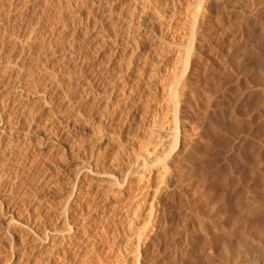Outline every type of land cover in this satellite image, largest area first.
<instances>
[{"label":"rangeland","instance_id":"obj_1","mask_svg":"<svg viewBox=\"0 0 264 264\" xmlns=\"http://www.w3.org/2000/svg\"><path fill=\"white\" fill-rule=\"evenodd\" d=\"M260 201L264 0H0V264H264Z\"/></svg>","mask_w":264,"mask_h":264},{"label":"bare ground","instance_id":"obj_2","mask_svg":"<svg viewBox=\"0 0 264 264\" xmlns=\"http://www.w3.org/2000/svg\"><path fill=\"white\" fill-rule=\"evenodd\" d=\"M104 1H105V0H104ZM65 2H66V1H65ZM100 2H101V1H100ZM210 2H211V1H210ZM246 2H247V1H246ZM253 2H254V0H253ZM35 3H37V2H35ZM213 3H214V2H213ZM225 3H226V2H225ZM42 4H43V3H42ZM229 4H230V2H229ZM247 4H248V2H247ZM36 5H37V4H36ZM44 5H45V4H44ZM210 5H211V4H210ZM230 5H231V4H230ZM233 5H234V4H233ZM233 5H232V6H233ZM248 5H250V3H249ZM248 5H247V6H248ZM82 7H83V6H82ZM242 7H243V6H242ZM57 9H58V8H57ZM248 9H249V8H248ZM46 10H47V9H46ZM67 10H68V9H67ZM8 11H9V10H8ZM14 11H15V10H14ZM130 11H131V9H130ZM246 11H248V10H246ZM131 12L134 14L133 9H132ZM207 12H208V11H207ZM89 13H90V12H89ZM141 13H142V12H141ZM129 14H130V13H129ZM133 14H132V15H133ZM224 14H225V13H224ZM57 15H58V14H57ZM130 15H131V14H130ZM136 15H137V14H136ZM138 15H139V14H138ZM234 15H235V14H234ZM38 17H39V16H38ZM129 17H131V16H129ZM215 18H216V17H215ZM229 18H230V16H229ZM19 19H20V18H19ZM25 19H26V18H25ZM206 19H207V18H206ZM225 19H226V17H225ZM237 19H238V18H237ZM262 19H263V18H262ZM96 20H97V19H96ZM215 20H216V19H215ZM223 20H224V19H223ZM8 21H9V20H8ZM102 21H103V20H102ZM216 21H217V20H216ZM69 22H70V21H69ZM118 22H119V21H118ZM128 22H129V21H128ZM211 22H212V21H211ZM231 22H232V21H231ZM234 22H235V21H234ZM100 23H101V22H100ZM119 23H120V22H119ZM130 23H133V22H130ZM130 23H129V26L131 27V24H130ZM214 23H215V21H214ZM232 23H233V22H232ZM230 24H231V23H230ZM91 25H92V24H91ZM125 25H126V24H125ZM127 25H128V23H127ZM209 25H211V24H209ZM217 25H218V24H217ZM64 26H65V25H64ZM123 26H124V25H123ZM140 26H141V25H140ZM212 26H214V25H212ZM219 26H220V25H219ZM224 26H225V25H224ZM228 26H229V25H228ZM52 27H54V26H52ZM126 27H128V26H126ZM231 27H232V26H231ZM234 27H235V26H234ZM48 28H49V27H48ZM128 28H129V27H128ZM139 28H140V27H139ZM211 28H212V27H211ZM211 28H207V29H210V30H211ZM216 28H217V27H216ZM55 29H56V28H55ZM228 29H229V28H228ZM13 30H14V29H13ZM32 30H33V29H32ZM130 30H131V29H130ZM132 30H133V29H132ZM214 30H215V29H214ZM218 30H219V29H218ZM226 30H227V29H226ZM226 30H225V31H226ZM115 31H116V30H115ZM196 31H197V30H196ZM211 31H212V30H211ZM85 32H86V31H85ZM111 32H112V31H111ZM53 33H54V32H53ZM128 33H130V32H128ZM205 33H206V32H205ZM126 34H127V33H126ZM231 34H232V33H231ZM129 35H130V34H129ZM199 35H200V34H199ZM127 36H128V35H127ZM196 36H197V35H196ZM206 36L208 37V35H206ZM206 36H205V37H206ZM234 36H236V35H234ZM207 37H206V38H207ZM222 37H223V36H222ZM201 39H202V38H201ZM212 39H213V38H211V40H212ZM215 39H217V37H216ZM64 40H65V39H64ZM126 40H127V38H126ZM220 40H221V39H220ZM230 40H231V39H230ZM123 41H124V40H123ZM208 42H209V41H208ZM52 43H53V42H52ZM72 43H73V42H72ZM122 43H123V42H122ZM122 43L119 42V45L122 44ZM124 43H125V47H126V43H127V41L124 42ZM128 43H129V42H128ZM65 44H66V43H65ZM231 44H232V43H231ZM119 45H118L119 48H117V49H120V46H119ZM129 45H130V44H129ZM116 46H117V45H116ZM122 46H124V45L122 44ZM138 46H139V45H138ZM233 46H234V45H233ZM205 47H206V46H205ZM56 48H57V47H56ZM74 48H75V47H74ZM123 48H124V47H123ZM209 48H210V47H209ZM227 48H228V47H227ZM117 49H115V50H117ZM136 49H138V48H136ZM115 50H114V52H115ZM121 51H122V50H121ZM134 51H135V50H134ZM201 51H202V50H201ZM119 52H120V50L117 51V54H119ZM123 52H124V49H123ZM132 52H133V51H131V54H132V56H133V55H134V52H133V53H132ZM203 52H204V51H203ZM115 53H116V52H115ZM194 53H195V52H194ZM60 54H61V53H60ZM117 54H116V56H118ZM120 54H121V52H120ZM111 55H113V53H112ZM121 55H122V54H121ZM136 55H137V54H136ZM130 56H131V55H130ZM130 56H129V60H130ZM132 56H131V57H132ZM192 57H193V55H192ZM108 58H109V57H108ZM114 58H115V57H114ZM119 58H120V57H119ZM122 58H123V57H122ZM122 58H121V60H122ZM116 59H118V57H117ZM134 59H135V58H134ZM190 59H191V58H190ZM213 59H214V58H213ZM111 60H112V59H110L109 61H111ZM129 60H128V61H129ZM215 60H216V59H215ZM117 61H118V60H117ZM117 61H116V63H119V62H120V59H119V62H117ZM124 61H125V62H124ZM124 61H123L122 63L126 64V63H127L126 60H124ZM133 61H134V60H133ZM191 62H192V61H191ZM261 62H262V61H261ZM261 62H260V63H261ZM111 63H112V62H111ZM122 63H121V64H122ZM128 63H129V62H128ZM197 63H198V62H197ZM114 64H115V63H114ZM121 64H119V65L121 66ZM262 64H263V63H262ZM117 66H118V64H117ZM123 66H124V65H123ZM127 66H128V64L125 65L124 67H127ZM129 66H130V65H129ZM199 66H200V64H199ZM104 67H105V66H104ZM107 67L110 69V67H112V66H110V65L108 66V65H107ZM113 67H114V66H113ZM113 67H112V68H113ZM115 67H116V64H115ZM121 67H122V66H121ZM121 67H120V68H121ZM215 67H216V66H215ZM219 67H220V66H218V69H219ZM260 67H261V66H260ZM112 68H111L110 70H112ZM118 68H119V66H118ZM118 68H117V70H118ZM120 68H119V70H120ZM109 69H108V70H109ZM113 69H114V68H113ZM218 69H217V70H218ZM224 69H225V68H224ZM262 69H263V68H262ZM101 70H102V69H101ZM106 70H107V69H106ZM108 70H107V71H108ZM110 70H109V71H110ZM115 70H116V68H115ZM117 70H116V71H117ZM119 70H118V71H119ZM125 70H126V69H125ZM204 70H205V69H204ZM213 70H214V69H213ZM112 71H113V70H112ZM118 71H117V72H118ZM122 71H123V70H122ZM122 71H121V73H122ZM202 71H203V70H202ZM99 72H100V71H99ZM113 72H114V71H113ZM119 72H120V71H119ZM119 72H118V73L115 72L116 74L114 75V77H113L111 74L108 73L109 75L112 76L111 78H113V79L108 78V77H109L108 75H106V76H108L107 78H108V79H111L112 82H114V81L117 79V83H118V79H119V80H120V79H123V75H121V73H119ZM222 72H223V71H222ZM225 72H226V71H225ZM66 73H67V72H66ZM101 73H102V72H101ZM208 75H209V74H208ZM218 76H219V75H218ZM102 77H103V76H102ZM200 77H202V76H200ZM261 77H262V76H261ZM15 79H16V78H15ZM108 79H107V80H108ZM114 79H115V80H114ZM125 79H126V78H125ZM191 79H192V78H191ZM202 79H203V78H202ZM113 80H114V81H113ZM126 80H127V79H126ZM195 80H196V79H195ZM198 80H199V79H198ZM207 80H208V79H207ZM21 81H22V80H21ZM82 81H83V80H82ZM124 81H125V80H124ZM187 81H189V80H187ZM83 82H84V81H83ZM127 82H128V81H127ZM191 82H192V81H191ZM198 82H199V81H198ZM248 82H249V81H248ZM196 83H197V82H196ZM108 84H109V83H108ZM108 84H107V85H108ZM114 84H116V83H114ZM111 85H112V83H111ZM84 86H85V85H84ZM87 86H88V85H87ZM118 86H119V85H118ZM247 86H248V85H247ZM182 88H183V87H182ZM77 89H78V88H77ZM82 89H83V88H82ZM129 89H130V88H129ZM248 89H249V88H248ZM84 90H85V89H84ZM200 91H201V90H200ZM81 92H82V91H81ZM201 92H202V91H201ZM255 92H256V91H255ZM250 94H251V93H250ZM110 95H111V94H110ZM190 98H191V96H190ZM201 99H202V98H201ZM64 100H65V99H64ZM199 100H200V99H199ZM188 101H189V99H188ZM195 105H196V104H195ZM69 106H71V105H69ZM67 107H68V106H67ZM195 107H196V106H195ZM4 109H5V108H4ZM89 109H90V108H89ZM188 110H189V109H188ZM190 110H191V109H190ZM190 110H189V111H190ZM196 110H197V109H196ZM196 112H197V111H196ZM31 113H32V112H31ZM10 115H11V114H10ZM38 115H39V114H38ZM6 119H7V118H6ZM27 120H28V119H27ZM3 121H4V120H3ZM65 123H66V122H65ZM24 127H25V126H24ZM30 127H31V126H30ZM70 127H71V126H70ZM33 130H34V129H33ZM58 131H59V129H58ZM62 131H63V130H62ZM46 133H47V132H46ZM60 133H61V132H60ZM20 134H21V133H20ZM65 136L67 137V134H66ZM47 137H48V136H47ZM49 138H51V137H49ZM49 138H48V140H49ZM45 139H46V138H45ZM54 139H56V138L54 137ZM163 147H164V146H163ZM185 148H186V147H185ZM166 149H167V148H166ZM189 151H190V149H189ZM161 152H162V151H161ZM197 152H198V151H197ZM156 153H157V152H156ZM154 154H155V153H154ZM190 154H191V153H190ZM189 156H190V155H189ZM21 157H22V156H21ZM58 158H59V157H58ZM77 158H78V157H77ZM194 159H196V158H194ZM194 159H193V161H194ZM77 160H78V159H77ZM74 161H75V160H74ZM188 161H189V160H188ZM188 161H187V162H188ZM147 162H148V161H147ZM193 163H194V162H193ZM189 164H190V163H189ZM195 164H196V163H195ZM196 167H197V166H196ZM195 169H196V168H195ZM192 171H193V170H192ZM192 171H191V172H192ZM194 171H195V170H194ZM171 172H172V171H171ZM175 172H176V171H175ZM195 172H196V171H195ZM184 173H185V172H184ZM189 173H190V171H189ZM192 174H193V173H192ZM161 175H162V174H161ZM168 175H169V174H168ZM262 195H263V194H262ZM10 199H11V198H10ZM239 200H240V199H239ZM242 201H243V200H242ZM260 202L263 203L262 201H260ZM239 203H240V202H239ZM240 204H241V203H240ZM263 204H264V203H263ZM260 206H261V204H260ZM245 207H248V206H245ZM259 209H261V208H258V210H259ZM246 210H248V209L246 208ZM254 210H255V209H254ZM168 211H169V210H168ZM248 211H249V210H248ZM248 211H247V212H248ZM256 211H257V210H256ZM245 212H246V211H245ZM253 212H255V211H253ZM257 212H258V211H257ZM249 214H250V213H249ZM251 214H252V213H251ZM187 217H188V216H187ZM239 218H240V217H239ZM242 219H243V218H242ZM244 219H245V218H244ZM242 222H243V221H242ZM9 225H10V224H9ZM236 226H237V225H236ZM201 227H202V226H201ZM245 227H246V226H245ZM249 227H250V226H249ZM257 227H258V226H257ZM234 228H235V227H234ZM246 228H247V227H246ZM215 229H216V228H215ZM244 229H245V228H244ZM262 229H263V228H262ZM242 230H243V229H242ZM242 230H241V231H242ZM256 230H257V229H256ZM201 231H202V229H201ZM237 231H238V230H237ZM244 231H245V230H244ZM247 231H248V230H247ZM241 233H242V232H241ZM29 234H30V233H29ZM257 235H258V234H257ZM244 236H245V234H242V237H244ZM193 237H194V236H193ZM207 237H208V236H207ZM200 238H201V236H200ZM209 238H211V237H209ZM209 238H208V239H209ZM195 239H197V238H195ZM205 239H206V238H205ZM28 240H29V239H28ZM186 240H187V239H186ZM212 240H213V239H212ZM214 240H215V239H214ZM240 240H241V239H240ZM242 240H243V239H242ZM207 241H208V240H207ZM210 241H211V240H210ZM243 241H244V240H243ZM22 242H23V241H22ZM29 242H30V241H29ZM29 242H28V243H29ZM31 242H32V241H31ZM199 242H200V240H199ZM20 243H21V242H20ZM20 243H19V244H20ZM146 243H148V242H146ZM194 243H195V242H194ZM239 243H240V242H239ZM242 243H244V242H242ZM16 244H17V243H15V245H16ZM23 244H24V243H23ZM30 244H31V243H30ZM210 244H211V243H210ZM28 245H29V244H28ZM198 245H199V244H198ZM241 245H242V244H241ZM247 245H248V244H247V242H246V247H247ZM147 246H148V245H147ZM184 246H185V245H184ZM248 246H249V245H248ZM25 247H26V246H25ZM238 247H239V246H238ZM242 247H244V245H243ZM145 248H146V247H145ZM187 248H188V247H187ZM247 248H248V247H247ZM28 249H29V248H28ZM15 250H17V249H15ZM15 250H13V251H15ZM30 250H31V249H30ZM32 250H33V249H32ZM186 250H187V249H186ZM27 252H28V251H27ZM29 252H30V251H29ZM24 253H25V251H22V254H24ZM232 253H233V252H232ZM17 255H18V254H17ZM144 256H145V255H144ZM147 256H148V255H147ZM150 256H151V255H150ZM239 256H240V255H239ZM11 257H12V256H11ZM237 257H238V256H237ZM21 258H22V257H21ZM233 258H234V257H233ZM149 259H150V258H149ZM20 260H21V259H20ZM20 260H19V261H20ZM144 260H145V259H144ZM181 260H182V259H181ZM242 261H243V260H242ZM210 262H211V261H210ZM151 263H152V262H151ZM212 263H213V262H212ZM153 264H154V263H153ZM237 264H238V263H237Z\"/></svg>","mask_w":264,"mask_h":264}]
</instances>
